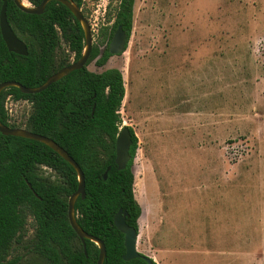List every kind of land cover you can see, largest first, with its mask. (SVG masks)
<instances>
[{
    "label": "rangeland",
    "instance_id": "rangeland-1",
    "mask_svg": "<svg viewBox=\"0 0 264 264\" xmlns=\"http://www.w3.org/2000/svg\"><path fill=\"white\" fill-rule=\"evenodd\" d=\"M119 2L83 0L100 53ZM67 55L73 63L62 43L57 63ZM88 69L126 78L120 116L138 140V251L157 264H264V0H135L126 52ZM6 110L20 129L33 112L12 98ZM34 226L29 218L22 246ZM22 246L8 261L43 264Z\"/></svg>",
    "mask_w": 264,
    "mask_h": 264
},
{
    "label": "trees",
    "instance_id": "trees-1",
    "mask_svg": "<svg viewBox=\"0 0 264 264\" xmlns=\"http://www.w3.org/2000/svg\"><path fill=\"white\" fill-rule=\"evenodd\" d=\"M7 1V19L13 31L28 48V56L10 53L0 32V84L17 82L27 88H39L60 69L71 64L70 55L57 63V53L64 43L74 62L81 60L85 35L80 23L62 4L51 2L42 15H30L17 8L13 0H0V12ZM38 7L44 0H27ZM80 9L83 0H71ZM135 0H120L110 29L103 32L100 53L97 46L83 69L72 72L47 90L26 95L18 88L0 94V124H11L6 101H27L33 112L24 128L48 137L76 161L85 175L86 196L75 204L79 226L102 241L107 256L104 264H157L143 258L124 261L125 236L114 219L122 210L126 222L139 229L142 209L136 200L133 164L138 140L130 129L133 146L131 161L123 171L117 169L116 139L120 133V110L126 99V82L118 69L94 73L88 66L95 61L104 67L111 54L109 45L121 26L131 36ZM94 110V113H93ZM55 172L61 183L50 182L39 169ZM108 172L107 180L104 174ZM31 186V188H30ZM79 186L75 169L46 145L32 140L4 136L0 133V264H19L20 256L12 258L13 245L22 246L29 218L35 223L34 237L26 246L43 264H97L100 250L87 240L83 243L68 219V202Z\"/></svg>",
    "mask_w": 264,
    "mask_h": 264
},
{
    "label": "water",
    "instance_id": "water-1",
    "mask_svg": "<svg viewBox=\"0 0 264 264\" xmlns=\"http://www.w3.org/2000/svg\"><path fill=\"white\" fill-rule=\"evenodd\" d=\"M13 1L15 5L17 6V8L20 9L22 12L26 14H30V15H37V16L42 15L45 12L46 6L51 2H57V3L64 5L72 13L75 19L80 23L83 29V32L85 35V50H84L83 57L81 58V60L77 62H73L69 66H66L60 69L58 72L52 75L48 79V81L41 87L27 88L17 82H4L0 84V94L9 88H18L22 91L23 94H26V95L39 94L47 90L53 84L59 82L61 79H63L68 74L81 70L85 66H87V63L89 61L92 48H93L92 29H91V25L89 21L87 20V18H85L82 10L76 4H74L71 0H44L40 6L34 7L28 1L27 3L29 4V6L24 4L23 0H13ZM0 32L3 38V41L5 42L10 53H14L22 57L28 56L27 45L21 39L18 38V36L15 34L11 25L8 22L7 1H4L1 12H0ZM129 40L130 38L128 37L127 33L120 26L115 32L112 38V41L109 45V52L111 54V57L121 56L122 54H124L127 50ZM93 113H94V110H93ZM0 133L4 136H12V137L23 138L27 140L40 142L46 145L51 150H53L56 154H58L62 159L68 162L75 169L78 175L79 186H78L77 191L70 197L69 202H68L69 223L72 229L74 230V232L76 233V235L78 236V238L80 239V241L83 243L85 253H86V241L89 240L95 243L100 250V255H99L97 264H104L106 256H107V251H106V247L104 243L98 240L97 238L87 234L79 226L76 220V216H75V204H76L77 199L79 197H82L84 199L86 196L85 175L82 169L80 168V166L68 154L67 151H65L55 141H53L52 139L48 137L32 133L25 129L10 128V127L3 126L1 124H0ZM132 146H133V140H132L130 129L128 127H124L120 130V133L116 139L115 163L119 171L125 170L128 164L130 163ZM109 171H110V168H108L107 172L104 174V180H107ZM128 216L129 215L127 212L120 210L114 219V224L116 228L125 236L124 246H125L126 252H125L123 259L124 261L129 262L131 260L143 258L148 263H151L153 259L141 254L138 251L137 245H138V238H139V229L137 230L134 227H131L127 224L126 219Z\"/></svg>",
    "mask_w": 264,
    "mask_h": 264
},
{
    "label": "built area",
    "instance_id": "built-area-1",
    "mask_svg": "<svg viewBox=\"0 0 264 264\" xmlns=\"http://www.w3.org/2000/svg\"><path fill=\"white\" fill-rule=\"evenodd\" d=\"M122 129V126L120 127V130Z\"/></svg>",
    "mask_w": 264,
    "mask_h": 264
},
{
    "label": "bare ground",
    "instance_id": "bare-ground-1",
    "mask_svg": "<svg viewBox=\"0 0 264 264\" xmlns=\"http://www.w3.org/2000/svg\"><path fill=\"white\" fill-rule=\"evenodd\" d=\"M24 4H26L24 1H23Z\"/></svg>",
    "mask_w": 264,
    "mask_h": 264
},
{
    "label": "flooded vegetation",
    "instance_id": "flooded-vegetation-1",
    "mask_svg": "<svg viewBox=\"0 0 264 264\" xmlns=\"http://www.w3.org/2000/svg\"><path fill=\"white\" fill-rule=\"evenodd\" d=\"M2 9V8H1ZM130 38V37H129ZM105 50V49H104Z\"/></svg>",
    "mask_w": 264,
    "mask_h": 264
}]
</instances>
